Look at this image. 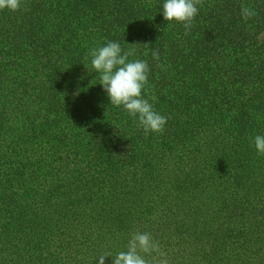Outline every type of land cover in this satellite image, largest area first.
Listing matches in <instances>:
<instances>
[{"label":"trees","instance_id":"obj_1","mask_svg":"<svg viewBox=\"0 0 264 264\" xmlns=\"http://www.w3.org/2000/svg\"><path fill=\"white\" fill-rule=\"evenodd\" d=\"M162 4L0 10V264H98L137 230L169 264H264V0H204L188 35ZM107 41L148 62L162 134L110 104L84 59Z\"/></svg>","mask_w":264,"mask_h":264},{"label":"clouds","instance_id":"obj_2","mask_svg":"<svg viewBox=\"0 0 264 264\" xmlns=\"http://www.w3.org/2000/svg\"><path fill=\"white\" fill-rule=\"evenodd\" d=\"M23 0H0V10L17 12L21 9ZM204 0H163L162 16L167 25L181 24L185 35L191 32L199 7ZM25 10H27L25 8ZM254 9L241 7V16L245 22L256 16ZM136 43L125 50L117 41H107L103 46L92 47L84 59L89 60L92 69L99 74V84L107 94L110 104L122 108L132 117L137 126L147 136L149 133L162 134L168 117L158 113L149 99L143 95L148 86L149 65L146 60L130 59L137 55ZM153 60L159 61V49L150 48ZM148 51L144 54L148 55ZM157 67L163 69L162 64ZM155 100V97H150ZM253 144L258 156H264V135H256ZM106 257H112L111 264H169L168 254L159 241L150 232L132 231L125 251L115 255L103 252L98 256V264H105Z\"/></svg>","mask_w":264,"mask_h":264}]
</instances>
